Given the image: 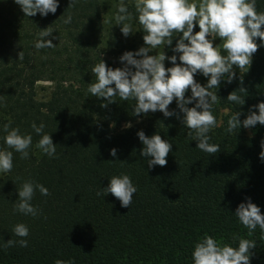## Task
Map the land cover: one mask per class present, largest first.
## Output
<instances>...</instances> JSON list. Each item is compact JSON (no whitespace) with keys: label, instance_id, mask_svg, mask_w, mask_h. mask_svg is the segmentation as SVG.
Listing matches in <instances>:
<instances>
[{"label":"trees","instance_id":"trees-1","mask_svg":"<svg viewBox=\"0 0 264 264\" xmlns=\"http://www.w3.org/2000/svg\"><path fill=\"white\" fill-rule=\"evenodd\" d=\"M71 2L58 0L55 14L27 17L15 0H0V150L13 152L14 165L0 177V264H55L58 259L72 264H194L195 244L205 233L233 247H238L239 237L255 240L250 264H264L259 226L249 237L235 216L248 198L264 215V161L260 159L264 125L226 132L227 121L236 111L242 113V124L249 109L264 102V46L242 73L243 85L239 71L232 83L225 79L215 89L220 97L213 105L217 127L210 131L209 143L219 145L220 152H203L198 141L188 138L190 130L175 99L169 110L179 118L149 111L134 115L144 118L115 133L112 116L133 114L135 100L117 96L115 103L101 107L106 100L87 91L95 81L92 68L101 59L112 69L123 68L115 57L132 45L147 46L145 32L134 2L124 1L133 14V33L127 37L115 21L106 33L102 0ZM256 2L257 11L264 12V0ZM68 14L72 22L65 24ZM49 27L52 34L44 39H51L56 47L37 50L40 32ZM199 30L197 23L194 33ZM174 35L172 45L163 46V51L169 57L176 55L181 63V54L172 49L182 33ZM256 42L261 44L259 38ZM172 66L165 60L166 68ZM199 75L194 76L197 82ZM41 80L54 85L47 100L37 97ZM241 86L247 89L240 93L245 104L229 102L228 95ZM191 94L189 89L186 98ZM194 106L195 102L188 105ZM9 121L12 128L32 135L29 158L22 159L5 144L2 127ZM33 123H43L44 133L52 136L54 157L36 147L42 134L34 132ZM141 130L149 137L159 133L172 144L165 166L148 167L149 158L141 155L144 146L137 135ZM113 148L116 157L110 155ZM121 174L129 175L137 187L128 208L103 192L110 178ZM26 180L44 185L50 193L35 191L31 201L38 209L35 217L14 211L18 189ZM18 223L30 230L24 238L28 246L2 247L8 240L21 239L12 231Z\"/></svg>","mask_w":264,"mask_h":264},{"label":"clouds","instance_id":"clouds-1","mask_svg":"<svg viewBox=\"0 0 264 264\" xmlns=\"http://www.w3.org/2000/svg\"><path fill=\"white\" fill-rule=\"evenodd\" d=\"M75 0H72L73 5ZM20 5L27 17L35 16L37 13L47 16L55 14L59 7L58 0H15ZM70 5V6H71ZM135 9L138 14V22L142 26L146 47L138 51H126L120 61L123 68L112 69L106 62L95 64L92 72L95 81L89 84L87 91L92 96L104 98L108 104L115 103V97L122 101L135 100L133 115L147 114L149 111H161L165 117L179 114L170 111L169 105L175 99L180 111L184 114L183 123L190 130L188 138L198 141V149L209 154L220 152V146L211 144L210 131L217 127V119L213 114V105L217 103L218 95L213 89L219 88L222 79L226 78L228 83L236 77L234 66L241 72L240 83L243 85L244 70L252 64L253 54L259 47L264 46V12L257 11L256 0H135ZM133 14L129 12L128 6L121 0L115 15L116 25H122L121 31L125 37L133 33ZM65 24L72 22L71 14L63 21ZM199 25V31L194 33V28ZM175 33L181 34L173 52L180 53L177 56H167L165 51L157 55H149L159 46H171ZM50 27L40 32V39L35 42L34 47L39 49L54 48L56 45L51 39ZM211 36V39H209ZM220 37L223 41L222 47L227 55L221 54L220 46H215L213 41ZM260 39L261 44L256 42ZM187 41V43H186ZM23 58V52L19 54ZM137 57H141L138 59ZM165 60H170L174 65L165 67ZM249 71V70H248ZM202 73L210 77L206 86L198 83L194 76ZM112 85H115L113 87ZM191 89V96L186 98V93ZM247 89L241 86L231 92L227 100L237 105H244L245 99L240 93H246ZM195 106L189 108V104ZM254 109H258V114ZM241 112L236 111L227 121L226 132L229 134L237 129L252 128L258 123L264 125V102L253 105L249 109L247 118L242 124L239 119ZM131 127V124L126 125ZM45 125L32 124V129L37 135H41L36 147L49 157L56 154V145L52 136L44 133ZM5 133L4 141L8 148L14 149L21 154L22 159L29 158V148L32 145L31 134L21 133L19 127L12 128L11 121L2 127ZM194 134V135H193ZM143 144L141 155L147 160L149 168L165 166L166 157L171 151L172 144L162 139L159 133L149 137L143 130L137 133ZM264 149V140L261 141ZM110 155L117 156V149L110 150ZM260 159L264 161V151L260 153ZM119 161V160H117ZM124 163L126 161H120ZM13 152L0 150V172L12 171ZM39 190L42 195H49V190L42 184L32 180H26L18 189L19 199L14 204V211L24 215H38V209L31 201L35 191ZM104 194L111 193L121 201V206L130 207L137 187L127 174L113 176ZM100 195L101 193H97ZM235 216L239 222L248 230L247 235L253 236L259 226L264 239V215L261 209L251 198L246 203H240L236 209ZM19 240H8L2 245L4 248L16 246L27 247L30 230L23 223L16 224L13 229ZM237 236H233L236 240ZM257 246L256 241L239 237L238 247L228 243H219L216 238L207 233L195 244L193 251L194 264H250L253 253L250 251ZM55 264H72L70 261L56 260Z\"/></svg>","mask_w":264,"mask_h":264},{"label":"rangeland","instance_id":"rangeland-1","mask_svg":"<svg viewBox=\"0 0 264 264\" xmlns=\"http://www.w3.org/2000/svg\"><path fill=\"white\" fill-rule=\"evenodd\" d=\"M124 1H129V2L135 3V0H123V2ZM102 2H103V7H104L103 11H104V19H105V25H106V33H108V31L110 29H112V26L114 25V21H115L114 9L116 7V3L121 2V0H102ZM209 39H211V36H209ZM133 43L134 42H131V44H133ZM222 43H223V41L220 37H216V39L213 41L214 47L220 46L221 54L227 55L226 51L223 50ZM163 46L164 45L159 46L157 49L150 52L149 55H157L158 52H163ZM138 50L139 49L137 48V46H133V45L129 48V51H132V52H136ZM137 58L140 59L141 57H137ZM115 61L124 66V64L121 63L120 58L115 57ZM234 71H235V73H237L240 71V69L238 67L234 66ZM209 78L210 77H205L202 73H200L198 83H200L202 86H206ZM225 79L226 78L222 79V81H224ZM222 81H221V83H222ZM215 89H213V91H215ZM53 90H54V85L51 81L41 80L37 83L36 93H37V97L40 100L49 99ZM224 112L227 113L228 111L224 110ZM112 118H113V122L111 124L112 130L115 133H117V132L121 131L122 129L127 128L126 125H128V124L133 125L136 122H140L144 118V116L143 117H134V115L132 113H126L123 115H119V114L114 115V116H112ZM5 174L6 173L0 172V177L4 176Z\"/></svg>","mask_w":264,"mask_h":264}]
</instances>
